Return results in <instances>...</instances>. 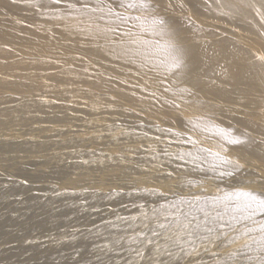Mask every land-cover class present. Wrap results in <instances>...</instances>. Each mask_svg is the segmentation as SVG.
I'll return each mask as SVG.
<instances>
[{
  "label": "bare ground",
  "instance_id": "6f19581e",
  "mask_svg": "<svg viewBox=\"0 0 264 264\" xmlns=\"http://www.w3.org/2000/svg\"><path fill=\"white\" fill-rule=\"evenodd\" d=\"M123 2L126 4L129 0ZM148 2L152 8L144 11L120 7V0H60V3L54 0H0V136L10 137L12 127L22 124L79 122L71 131L59 133L61 130H55L48 142H0L3 143L0 144L2 154L70 150L61 158L70 160L68 168H74L69 174L57 172L53 177L56 185L51 189L33 190L22 185L4 190L0 197V257L10 251L4 244L12 242L29 244L53 238L68 239L63 249L75 254L79 253L72 250L80 248L86 253L94 244L109 242L116 245V234L106 225L107 221L116 220L109 217L111 212H116L117 219L139 217L127 224L131 229L146 225L154 215L166 212V209L182 207L190 209L196 214L195 219H200L193 228L201 227L203 222H218L219 226L211 231L200 230L196 235L177 242L173 237L165 236L151 245L148 256L140 264H261L264 260V246L258 243L264 237V232L260 231L264 216L250 218V210L245 209L244 201L227 208L231 199H241L237 196L239 192L264 191V186H258L264 181V119L260 122L253 119L261 115L256 110L264 109V62L256 58L264 55V0ZM109 9L118 12L119 16L110 14ZM127 17L132 19H125ZM158 18L167 22L166 35H161L154 25ZM18 20L36 27L38 34L42 28H47L52 34L63 37L73 51L98 60L100 72H84L37 59L25 61L23 56L28 52H24L27 50L24 46L32 39L26 35L29 28L18 24ZM137 38L140 40H135ZM171 44L184 49V67L175 76L166 75ZM130 70L142 80L140 84L122 77ZM159 80L170 86H186L187 90L182 91L186 97L219 100L239 108L229 109L233 114L217 125L198 112L189 117L181 113L173 116L169 111L160 113L155 108L143 106L148 102L161 108L169 107L152 91L157 85L155 81ZM55 83L83 84L126 106L138 103L135 107L139 112L148 111L145 122L161 124L172 130L156 126L124 128L126 126L101 125L97 119L103 110L84 113L83 102H71L41 92ZM169 89L164 90V94H172ZM71 109L82 113H72ZM82 120L85 122L80 123ZM174 129L185 131L194 138L221 142L229 150L243 153L244 163L257 168L259 173L244 170L234 161L232 165L222 164L215 152L204 149L201 140L194 143L197 144L195 148L181 149L173 152L174 155H151L130 160L100 152L97 155H102L103 161H76L88 157V154L71 151L81 144L87 148L101 141V146L118 145L120 154H136L135 145L146 143L150 145L145 146L151 147V143H155L157 148L156 144L164 137H175ZM220 129L231 131L233 136L245 142L226 145L217 134ZM71 133L77 136L67 140L57 138ZM113 133L120 134V137L111 138ZM122 144L125 146H120ZM194 144L184 142L175 145V149L189 148ZM149 164L159 168L150 170ZM234 165H238L235 175L220 174L221 171H233ZM161 170L170 176L162 178L159 175ZM200 170H207L215 176L214 180L224 184L220 193H201L200 186L186 178L189 173ZM0 173L18 178L26 174L25 167L16 162L1 164ZM120 176L129 180L159 177L166 180V184L162 180L157 185L139 184L140 188L107 195L92 191L98 187L87 184L90 179L112 182ZM233 176L242 177L243 182L231 180ZM5 195L13 197L5 201ZM74 198H84L86 202L82 205L58 204ZM108 199L122 202L114 203L106 210H92ZM223 208L226 210L222 211ZM258 216L260 219L256 220ZM49 217L54 219L49 222ZM32 218L37 221L29 222ZM126 231L129 230L123 232L126 234ZM217 238L218 244L211 242ZM136 240L130 239L119 245L124 248ZM160 244L168 247L161 249ZM196 245H199L196 250L188 254ZM60 254L56 252L49 258ZM250 255L251 259L247 258ZM170 257L175 260L166 261L168 258L172 260Z\"/></svg>",
  "mask_w": 264,
  "mask_h": 264
},
{
  "label": "rangeland",
  "instance_id": "374dc122",
  "mask_svg": "<svg viewBox=\"0 0 264 264\" xmlns=\"http://www.w3.org/2000/svg\"><path fill=\"white\" fill-rule=\"evenodd\" d=\"M18 24L28 27L29 29L26 32V35L32 39V42L24 47L27 48L26 51L28 52L27 56H23L25 61H33L35 59L40 61H49L53 64L59 65L60 67H67V68H74L79 69L84 72L90 73H97L100 72L98 60L93 57H90L86 54H81L73 51L66 45L65 39L63 37L57 36L52 34L47 28H42L40 30V34L37 33V28L29 26L24 22L18 20ZM97 26L96 24H93ZM101 27H105L100 25ZM35 34L39 36L36 37ZM135 40H140L137 38ZM3 47L11 48L10 45H3ZM112 73V72H109ZM130 81L136 82L140 84L142 80L137 78L134 74V71L130 70L127 72L126 76H122ZM156 86L152 90L155 96H158L160 100L169 106L168 108H161L159 106H155L154 104L144 102L143 106L151 107L157 109L160 113L164 111H169L173 116L178 115L179 113L183 114L185 117H189V115L193 113H201L202 117L206 120L212 122V124L217 125L220 124L221 120H226V116H229L232 113L229 109H238L239 107L236 105H227L219 100H205L200 97H186L182 91L187 90V87L184 85H167L166 83H162V81H155ZM170 88V89H169ZM169 89L173 93L170 95L164 94V90ZM44 95L50 94L56 98L65 99L67 101H80L83 102L84 113L89 111H94L96 109H101L104 113H101L97 121L101 125H121L127 127H142V126H156L158 128L165 129L166 131H171V127H165L161 124H150L145 122L146 114L148 111L139 112L137 107H135L138 103H134L131 105H122L119 104L117 101L112 99V97L108 96L105 93H97L95 90L83 85V84H60L55 83L46 87L41 90ZM43 99V98H42ZM82 108V107H76ZM83 109V108H82ZM253 111V110H250ZM261 113L258 117H253L255 122H260L261 119H264V109L256 110ZM72 113H80L81 111L71 109ZM82 113V112H81ZM243 117L242 114H239ZM158 117H162L161 115H157ZM196 117V116H193ZM148 118V117H147ZM85 121L82 120L80 123H84ZM79 122L71 120V122L67 123H60L54 124L49 122H41L36 124H22L18 126L12 127L10 137H3L0 136V142H7L8 144L17 143L22 144L31 140L36 142H48L52 139V136L56 133L55 130L59 129V133L62 131H71L72 128L76 127ZM172 132L175 133V137H164L160 142L156 145L155 143H151V147H147L145 145H150L146 143L135 145V149L137 151L136 154L134 153H124L120 154L117 152L118 145H108V146H101L99 145L100 142L94 143L91 146L85 148V144H81L76 149L71 151H80L88 154V157L84 159H76V161L83 160V161H103L105 160L102 155H97L100 152L107 153L108 155H112L114 157H124L128 160L131 158L136 157H148L151 155H167L173 154L175 151H179L181 149H193L197 146L194 144L193 146L187 147H178V150L175 149V145H181L184 142H188V137L191 136L194 142L201 140L202 145L205 150L213 151L216 154H219V157H227L231 161L239 163V165L244 170L253 171L254 173H259L257 168L252 167L250 165H246L244 163L245 155L240 152H236L235 150H229L225 145L218 141H210L200 138H194L189 133L185 131L176 130L174 129ZM254 136L253 134H250ZM77 134L71 133L69 136L62 135L61 137H57L61 140H67ZM111 138H119L120 134L113 133ZM75 138V137H74ZM109 138V139H111ZM106 139V140H109ZM3 144V143H0ZM141 145H144L141 147ZM120 146H125L124 144ZM134 146V145H133ZM199 146V144H198ZM225 148L227 151L225 152ZM66 152H70V150H45L38 154H30L23 151H16L10 152L8 154L0 153V165L6 162H16L19 166L25 167V177L18 178V176H10L6 177L4 174L0 173V197L4 194V190H12L22 185H26L28 188L33 190H37L40 188L51 189L54 188L56 182L54 180V176L57 172H68L66 174L72 173L74 168H68V164L70 160L65 158H61L63 154ZM150 170H157L158 166H154L149 164ZM214 170V169H212ZM215 171V170H214ZM159 175L163 177L170 176L164 170L159 172ZM162 178L159 177H151V178H144L138 180H129L125 179V177L120 176L113 180L112 182L106 179H90L87 184L98 187L91 188L92 191H99L100 194L107 195L111 192H118L121 193L133 187L140 188L139 184H150V185H157L161 182ZM186 178L192 180L195 184H197L199 189H201V193L203 192H210L215 191L217 193L221 192V189L224 188V184L219 180H214L215 176H212L207 172V170H200L195 171L193 173H189ZM231 180L238 181L240 183L243 182V178L240 176H233ZM163 181V180H162ZM166 180L163 181L165 183ZM166 184V183H165ZM241 184H237L240 186ZM258 186H264V181L260 183ZM6 188V189H4ZM88 190V189H86ZM68 193L71 192L67 191ZM12 195H5V201H9L12 199ZM95 197V196H94ZM85 198V197H84ZM84 198H74V199H66L62 202H59V205H66V204H76L82 205L86 202ZM243 201L241 198L238 201H233L232 199L227 204V208L229 206L234 207L237 204H240ZM120 201H111V200H104L100 204L96 205L92 210H106L109 208L110 205L114 203H119ZM166 212H162L153 216L152 221L148 222L146 225L141 224L140 227L130 231V227L127 225L131 221L138 220L139 217H133L128 219H117L116 212H111L109 214L110 218L116 220H109L107 221L106 225L109 227L115 234H116V245L108 244L109 242L102 243L100 245L94 244L91 245L86 251H83L79 248L75 251L79 254L72 253L67 251L63 248H66L67 243L69 240L63 239H55L44 241L39 240L29 244H17V242L6 243L7 247L10 248L8 253L3 254L0 257V264H50L53 262H60V264H78L83 261H87L86 264H98L103 262V264H140L148 256V251L152 249L151 245L160 242L163 237L169 236L173 237L175 242L179 241V239H183L185 237H192L196 235L200 230L211 231L213 230L218 222L209 223L203 222V225L199 228H193L194 224L199 221L200 219H195L196 214L192 213L190 209L186 208H169L166 209ZM226 208L222 211H225ZM146 216V214L144 215ZM138 218V219H137ZM54 217H49L50 220H53ZM260 216L256 217V220H259ZM37 218H32L29 222H35ZM215 224V225H212ZM219 226V225H218ZM129 227V228H128ZM124 230H129L126 234L123 232ZM226 231V230H225ZM122 232V233H121ZM37 233V232H35ZM121 233V234H120ZM263 233V232H262ZM260 233V234H262ZM38 234V233H37ZM219 234V233H218ZM217 234V235H218ZM215 235V236H217ZM213 238V237H210ZM137 239L133 243H129L126 247L122 248V243L127 242L128 240ZM148 241L151 243L149 244ZM199 245L192 247L189 250V253H192ZM146 247V248H145ZM167 244H160L159 248L165 249L167 248ZM3 248V246H2ZM118 248V249H117ZM91 249V250H90ZM61 253L56 258L50 259L49 256L52 254ZM140 253L138 255L137 253ZM250 254V253H248ZM183 259H185V254L183 255ZM182 256L180 258H182ZM92 257V258H91ZM171 258V257H170ZM247 258L251 259L248 256ZM169 258L166 261H174V258ZM21 260V261H20ZM90 260V261H89ZM127 260V261H126ZM182 260V259H181ZM132 262V263H131ZM163 262L162 264H164Z\"/></svg>",
  "mask_w": 264,
  "mask_h": 264
},
{
  "label": "snow or ice",
  "instance_id": "6c2138e0",
  "mask_svg": "<svg viewBox=\"0 0 264 264\" xmlns=\"http://www.w3.org/2000/svg\"><path fill=\"white\" fill-rule=\"evenodd\" d=\"M55 3H60V0H54ZM120 7H125L128 9H142L144 11H148L152 8V4L148 2V0H129L128 3H124L123 0H120ZM182 7V5H180ZM247 6V5H245ZM109 13L114 16H119L118 12H114V10L109 9ZM138 18V17H137ZM127 20L132 19L131 17L125 18ZM154 25L156 28L160 30L161 35H166L167 33L164 32V29L167 26V22L162 19L158 18L154 20ZM168 55L169 59L167 62V68H166V75H178L179 72L183 70L184 67V49L179 46L178 44H171L168 49ZM261 62H264V55L257 56L256 57ZM151 70V69H150ZM167 90V89H166ZM221 139L225 142L226 145H239L244 143L245 141L242 140L239 137L233 136L232 132L227 129H220L217 133ZM189 143H195L191 136L188 138ZM225 152L227 151V148L224 149ZM218 158L221 160L222 164L225 165H232L233 161L225 157H219V154H217ZM238 167V165H234V170L231 172H224L221 171V175H235V168ZM238 198H243L244 201V207L247 210H250V218L252 216L260 215L264 216V191L261 192H254V191H242L237 194ZM261 232H264V225L260 228ZM227 239V237H225ZM213 243H219V238H217L215 241H211ZM150 244L151 242L148 241ZM262 246H264V237L261 238V240L258 242ZM140 255V253H137ZM261 264H264V260L261 261Z\"/></svg>",
  "mask_w": 264,
  "mask_h": 264
}]
</instances>
